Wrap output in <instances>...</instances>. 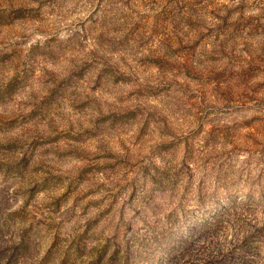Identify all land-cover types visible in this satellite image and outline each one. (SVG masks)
Listing matches in <instances>:
<instances>
[{
  "label": "clouds",
  "instance_id": "9594fccd",
  "mask_svg": "<svg viewBox=\"0 0 264 264\" xmlns=\"http://www.w3.org/2000/svg\"><path fill=\"white\" fill-rule=\"evenodd\" d=\"M0 264H264V0H0Z\"/></svg>",
  "mask_w": 264,
  "mask_h": 264
}]
</instances>
